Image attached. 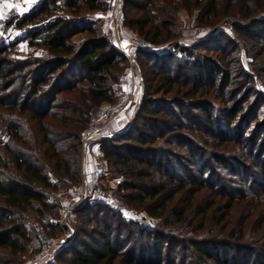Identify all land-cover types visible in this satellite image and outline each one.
Wrapping results in <instances>:
<instances>
[{
  "label": "trees",
  "instance_id": "trees-1",
  "mask_svg": "<svg viewBox=\"0 0 264 264\" xmlns=\"http://www.w3.org/2000/svg\"><path fill=\"white\" fill-rule=\"evenodd\" d=\"M58 1L40 0L27 13L16 16L14 22L10 21L8 25L13 24L20 31L18 38L10 44L0 42V124L7 135L6 142L0 146V264L24 262V255L32 242V235L23 225L24 215L33 212L37 221L43 224L46 214H55V204L47 201L50 195L48 193L78 185L80 144L84 130L96 108L116 101V86L128 69L107 35L97 36L92 28L84 25L83 20L81 23L76 21L85 12L105 10L102 1ZM225 1V12L229 14L234 6L233 0ZM192 9L199 10V19L203 22L211 16L216 17L218 0H121L124 28L153 45L173 38L176 35L174 28L177 12ZM252 10L251 6L247 7L242 19H251ZM257 22L260 21L250 20V24L254 26L258 25ZM83 33H87L89 37L74 40ZM20 42L26 43L29 50L27 55L23 58H11L10 47ZM197 46L193 44L187 53L182 50L187 55L182 60V65L193 78L191 91L185 94L190 99L202 94L204 86L207 91H212L229 85V74H224L218 63L223 62L222 58L218 62L206 58L204 61L192 59L191 53L199 50ZM220 53L225 55L226 50L221 49ZM137 55L148 58L153 54L147 52ZM170 71L169 64L164 69L153 71V77L157 79L153 85V95L172 92L177 82L169 75ZM149 89L151 87H145L144 84L142 103L148 96ZM169 104L171 107L156 105L148 109L147 117H140L142 121L138 125L136 136L130 135V128L113 139H103L111 140L112 144L100 147V154L106 160V165L115 168V172L123 174L125 178L119 188L130 193L124 199L141 204L147 200L150 202L145 212L160 220L158 227L150 231H138L139 234L146 233L148 240L153 239L157 248L161 247V242L167 245L173 242V229L169 228L174 222L183 221L184 212L177 213L174 222L167 220L166 202L177 191L167 199L162 198L163 187L155 185L154 180H161L164 176L172 180V174L177 170L185 171L182 152L186 155L184 162H193L190 166H195L198 160L195 144L189 139L190 136L179 133H193V123L181 111L177 101L173 100ZM242 111L243 107L237 105L232 110L223 111L226 132L233 131L235 128L232 125L237 122V129L245 126L244 119L239 118L235 122ZM205 118V124H213L210 113ZM153 122L159 124L161 130L150 124ZM263 151L264 147L261 149ZM257 166L263 165L258 161ZM197 172L201 175L200 170ZM202 176L201 180L204 181ZM203 181L201 188L207 186ZM37 188L45 192L38 191ZM93 208H100L96 215L102 212L101 209L112 217L116 214L105 207L88 205L78 207L73 214L83 218L81 224L90 226L93 224V217L83 212ZM210 208L200 211L202 217L206 216ZM222 220L217 223L220 230L226 228L222 225ZM46 226L43 227L49 236L59 232L55 225ZM94 230L99 239L91 243L93 247L83 245V251L78 252L67 244L56 254V258L59 259L65 253L69 257L60 259L59 264H150L145 260V250L140 253L139 259H135L134 249L120 253L118 239L115 240V245L111 244L113 229L107 219L102 223L97 222ZM232 237L233 234H230L226 240L221 241L228 251L210 254L206 247L201 248L194 242L190 243V248L202 259V263L264 264V247L236 246L230 242ZM242 237L241 229L239 238ZM216 244L210 241L206 246L214 248ZM160 256L161 253L158 252V259Z\"/></svg>",
  "mask_w": 264,
  "mask_h": 264
},
{
  "label": "rangeland",
  "instance_id": "rangeland-1",
  "mask_svg": "<svg viewBox=\"0 0 264 264\" xmlns=\"http://www.w3.org/2000/svg\"><path fill=\"white\" fill-rule=\"evenodd\" d=\"M39 1L29 2L26 0L27 5L20 10L11 9L7 5L0 7L1 43L15 42L20 31L16 30L13 24L8 25V23L14 22L16 16L27 13ZM100 1L106 8L107 1ZM233 4L231 13L226 14L227 2L218 0L216 17L211 16L204 19L203 22L199 19L201 13L199 14L198 9L179 10L174 28L176 35L160 43L161 45L170 43V45L158 53H152L153 55L148 58L143 55L135 56V62L132 65L134 77L142 81L143 88L144 84L145 87H151L148 96L142 103L143 90L135 92L134 101L129 104L125 115L112 122L111 126L100 134L89 148L88 162L90 164L95 160L106 162L101 155L99 158L95 157V153L100 151L102 145L109 147L112 144L111 140L103 139H113L117 135L124 134L130 128L132 131L129 132L130 135L136 136L138 125L142 121L140 117L145 119L148 109L156 105L171 107L169 102L171 103L173 100L178 102L181 111L187 115L194 126V132L191 134H187L185 131L179 133L190 136L189 139L195 144L197 152L195 155L198 160L195 166H190V163L192 165L193 162H184L186 155L182 152V165H184L185 171L177 170L172 174V180L168 176H164L161 180H154L155 185L163 187L162 198L167 199L169 195L177 191L166 202L167 220L174 222L176 214L184 212L183 221L174 222L173 226L169 228L173 229L171 232L173 242L170 245L161 242V247L157 248L153 239H147L146 233L139 234L138 229L145 231L157 229L160 220L146 214L147 205H150L148 200L141 204L137 201L128 202L124 199L130 193L119 188L125 178L123 174L116 173V169L108 165L110 173H108L107 182L116 190L120 211L114 217L103 209L100 214L96 215L100 208L83 212L89 217H93V224L90 226L86 223L81 224L83 218L74 215V212L68 215L67 219L61 221L59 225H64L63 227L66 226L70 230L74 229L72 234L68 235V244L73 247V250L82 252L83 245L93 247L91 243L99 239L94 230L96 223H102L105 219L113 229L111 244L115 245V240L118 239V249L121 254L134 249L135 259H139L140 253L145 250V260L150 264H210L201 262L202 259L190 248V243H197L201 248L206 247L210 254L215 251H228V248L222 246L221 241L226 240L230 234H233L230 242L236 246L264 247V151L261 152L264 147V0H233ZM249 6L253 9L251 19L260 21L257 22L258 25L250 24L251 19H242V14ZM69 18L68 16L67 19ZM82 20L84 25L92 28L97 36L107 35L110 42L115 45L110 23L104 16V9L100 12H85L76 21L81 23ZM191 22L196 28L202 29L205 35L193 42L179 41L183 24ZM87 37L89 35L83 33L77 35L74 40L80 41ZM193 44H197L199 50L191 53L192 59L204 61L206 58L213 62H218L220 58L223 59V62L218 63L221 64L220 69L223 73L229 74V85L212 91H207V87L204 86L202 94H197L196 97L190 99L186 98L185 94L190 93L193 78L182 65V60L187 57L185 53L189 52ZM221 49L226 50L225 55L220 53ZM182 50L186 52L183 53ZM10 51L11 58H23L29 50L25 42H20L17 45H12ZM170 56H172L171 59ZM167 64L171 70L169 75L177 83L169 94L153 95L155 89L153 85L157 82V79L153 77L155 73L153 71L164 69ZM127 80L125 74L122 81L116 86L118 90L116 101L111 104H102L93 111V116H97L100 109L115 104L120 99L123 85ZM236 105L242 106L243 111L235 122L239 118L244 119L245 126L237 129L235 127L238 125L237 122L232 125L235 128L233 131L226 132L223 111L232 110ZM207 113H210L213 120V124L210 126L204 121ZM254 116L255 119H253ZM150 124L161 130L159 124L154 122ZM3 131L4 127L0 124V132ZM257 145L259 146L257 147ZM167 149L170 150L171 147H167ZM176 153L180 152L176 151ZM258 161L263 166L258 167ZM198 170L201 171L204 181L201 180ZM202 181L207 185L205 188H201ZM211 181L214 182L211 184ZM73 188L53 193L46 192L53 195V198L48 197L47 201L55 204V214L51 216L46 214L43 224L37 221L36 214L33 212L24 215L23 225L32 235V242L29 244L22 264H44L37 260L35 228H41L46 233L43 226H51L59 221L57 203L59 201L70 202ZM37 190L45 192L41 188H37ZM208 207L211 208L207 210L206 216L202 217L200 211ZM220 219H223L222 225L226 227L224 230H220V226L217 225ZM57 228L59 232L55 234L59 235L61 229L59 226ZM241 229L243 237L240 239ZM210 241L217 243L214 248L206 246ZM158 252L161 253L160 259H158ZM57 255L50 259L49 264H59L60 259L69 257V254L65 253L58 259Z\"/></svg>",
  "mask_w": 264,
  "mask_h": 264
},
{
  "label": "built area",
  "instance_id": "built-area-1",
  "mask_svg": "<svg viewBox=\"0 0 264 264\" xmlns=\"http://www.w3.org/2000/svg\"><path fill=\"white\" fill-rule=\"evenodd\" d=\"M107 6L104 10V16L109 21L115 48L117 54L126 62L128 69L126 72L127 82L123 85V91L120 99L112 105L100 109L99 114L93 116L86 126L80 144L81 161H80V180L77 186L73 188L72 199L68 203L59 201V221L54 225L61 229L58 236L47 235L41 228H35V238L37 241V260L44 264H49L50 259L55 256L64 246L68 244V235L72 231L64 225H59L65 221L68 215H71L75 209L82 205L101 206L117 213L120 211L116 190L108 185V168L105 162L95 160L92 164L88 162L90 158L89 148L100 134L105 132L111 123L120 119L131 102L134 101L135 92L143 90V83L135 79L132 65L135 62V56L138 53H158L161 49L166 48L170 43L163 45H153L151 42L139 37L138 35L127 31L123 26L121 16V0H106ZM3 5L10 6L11 9H23L26 0H0V7ZM202 29L196 28L191 23H184L182 34L179 41L193 42L204 36ZM7 135L0 132V146L5 143ZM100 151L95 153V157H100ZM53 198V195H49Z\"/></svg>",
  "mask_w": 264,
  "mask_h": 264
},
{
  "label": "crops",
  "instance_id": "crops-1",
  "mask_svg": "<svg viewBox=\"0 0 264 264\" xmlns=\"http://www.w3.org/2000/svg\"><path fill=\"white\" fill-rule=\"evenodd\" d=\"M35 1H37V0H31V2H35Z\"/></svg>",
  "mask_w": 264,
  "mask_h": 264
},
{
  "label": "snow or ice",
  "instance_id": "snow-or-ice-1",
  "mask_svg": "<svg viewBox=\"0 0 264 264\" xmlns=\"http://www.w3.org/2000/svg\"><path fill=\"white\" fill-rule=\"evenodd\" d=\"M29 2H31V0H29Z\"/></svg>",
  "mask_w": 264,
  "mask_h": 264
}]
</instances>
